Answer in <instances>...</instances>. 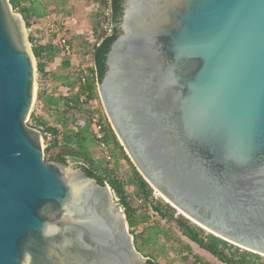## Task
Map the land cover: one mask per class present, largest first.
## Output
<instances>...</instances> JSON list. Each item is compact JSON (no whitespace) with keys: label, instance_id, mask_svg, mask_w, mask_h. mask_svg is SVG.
I'll return each mask as SVG.
<instances>
[{"label":"water","instance_id":"1","mask_svg":"<svg viewBox=\"0 0 264 264\" xmlns=\"http://www.w3.org/2000/svg\"><path fill=\"white\" fill-rule=\"evenodd\" d=\"M98 94L143 178L208 232L264 255V0H123ZM37 68L0 0V264H148L113 191L45 159Z\"/></svg>","mask_w":264,"mask_h":264},{"label":"trees","instance_id":"2","mask_svg":"<svg viewBox=\"0 0 264 264\" xmlns=\"http://www.w3.org/2000/svg\"><path fill=\"white\" fill-rule=\"evenodd\" d=\"M9 1L14 10L22 15L27 29L50 12V7L44 0ZM95 2L104 11L95 12L96 18L102 16L103 19L100 22L95 20L92 26L95 39L89 49L90 63L75 69L72 73L58 76L47 70V65L60 54L65 56L61 59V67L66 69L71 66L68 56L74 45L63 26L56 23V27L52 29L55 40L40 42L31 32L28 34L36 61L38 82L48 78L58 79L67 87L65 94L57 96L48 94L42 87H38L36 93V100L43 107L57 113L58 126L50 125L35 110L28 119V124L39 128L44 138L45 133L51 134V139L45 145V159L56 160L63 165L68 159H72L88 176L95 178L100 184L107 183L110 186L116 201L123 208L135 246L148 257V264H159L154 252L157 238L160 235L167 237L168 234L157 220L148 224L152 215L166 223L174 224L189 242L206 250L223 263L264 264L263 256L206 231L177 212L175 207L161 197L155 196L152 186L130 160L106 117L97 89V84L106 69V53L118 34L123 0H95ZM98 27L103 31L98 32ZM61 33L70 47V52H66L60 42ZM94 102H98V105L94 106ZM80 117L84 119L82 124L78 122ZM96 131L100 137H97ZM94 144L101 148L103 152L101 156L93 155L91 146ZM123 164H126L127 168L121 171L120 167ZM185 248L187 253H190L189 245ZM193 262L212 264L197 254H194Z\"/></svg>","mask_w":264,"mask_h":264},{"label":"rangeland","instance_id":"3","mask_svg":"<svg viewBox=\"0 0 264 264\" xmlns=\"http://www.w3.org/2000/svg\"><path fill=\"white\" fill-rule=\"evenodd\" d=\"M44 1L47 2L48 6L50 7V13L47 16L38 19L30 28H26L27 34L31 32L36 40L40 42L55 40L56 37L52 36V29L56 27L55 24L57 23L67 30V36L71 39L74 45L73 50L68 56L71 62V66L69 68L65 69L61 67V59L65 56L60 54L54 59L53 62L47 65V70L55 75L61 76L63 74L72 73L75 69L82 68L86 64H89V49L90 45L95 39L92 32V26L95 20L100 22L103 19L102 16L96 18L95 12L98 10L104 11V9L100 7L95 2V0ZM102 31V28L98 27V32ZM38 87L46 89L48 94L54 96L65 94L67 92V87L64 85L62 80L48 78L38 82L37 75L36 93ZM93 105L97 106L98 102H94ZM33 110H35L37 114L42 116L50 125L58 126L57 113L52 109L43 107L41 103L36 100V98ZM78 122L82 124L84 122V119L80 117ZM91 151L94 156H101L103 154L101 148L95 144L91 146ZM75 163L77 162L72 159H68L67 163L65 165H62L64 167H69ZM120 168L121 171L126 170L127 165L123 164ZM154 193L155 196H159L165 201V199L160 196V194L156 190H154ZM177 212L179 211L177 210ZM156 220L168 233L167 237L160 235L157 238V244L154 252L157 256V261L159 262V264H195L193 262L194 254L201 256L203 260H208L212 264H226L219 261L206 250L198 247L196 244L189 242L179 233L174 224H169L164 222L163 220H159L158 217L154 215L151 216V220L148 224H151ZM186 245H189V247L191 248L190 253H187L185 248ZM261 256H263L264 259V255Z\"/></svg>","mask_w":264,"mask_h":264},{"label":"built area","instance_id":"4","mask_svg":"<svg viewBox=\"0 0 264 264\" xmlns=\"http://www.w3.org/2000/svg\"><path fill=\"white\" fill-rule=\"evenodd\" d=\"M60 42L63 45V47L65 48L66 52H70V47L66 43L64 36H62V33H61V37H60ZM45 135H46L45 138L44 137L43 138H44V141L46 144V142L51 139V134L47 132V133H45ZM96 135H97V137H100V134L98 133V131H96Z\"/></svg>","mask_w":264,"mask_h":264},{"label":"crops","instance_id":"5","mask_svg":"<svg viewBox=\"0 0 264 264\" xmlns=\"http://www.w3.org/2000/svg\"><path fill=\"white\" fill-rule=\"evenodd\" d=\"M50 13V12H49Z\"/></svg>","mask_w":264,"mask_h":264},{"label":"flooded vegetation","instance_id":"6","mask_svg":"<svg viewBox=\"0 0 264 264\" xmlns=\"http://www.w3.org/2000/svg\"><path fill=\"white\" fill-rule=\"evenodd\" d=\"M58 162V161H57Z\"/></svg>","mask_w":264,"mask_h":264}]
</instances>
